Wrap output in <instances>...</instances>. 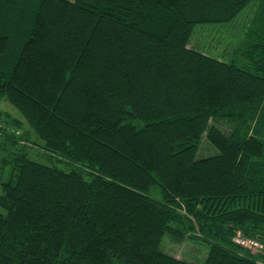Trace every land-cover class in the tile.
I'll list each match as a JSON object with an SVG mask.
<instances>
[{
  "label": "trees",
  "instance_id": "16d2710c",
  "mask_svg": "<svg viewBox=\"0 0 264 264\" xmlns=\"http://www.w3.org/2000/svg\"><path fill=\"white\" fill-rule=\"evenodd\" d=\"M3 97L0 264H264V0H0Z\"/></svg>",
  "mask_w": 264,
  "mask_h": 264
},
{
  "label": "rangeland",
  "instance_id": "374dc122",
  "mask_svg": "<svg viewBox=\"0 0 264 264\" xmlns=\"http://www.w3.org/2000/svg\"><path fill=\"white\" fill-rule=\"evenodd\" d=\"M0 110L8 113L10 116H17V117H20L23 120H25L24 116H22L19 109L17 107H15L5 97L0 99ZM24 125H26V122L24 123ZM33 157L36 158L37 160H40L41 162H44V163H47L50 165H57L66 171H70L74 168H77V169L81 168V167H78V165L75 163L58 160L57 157H55L52 161H49L44 157H37V156H33ZM2 179L3 178H1L0 181ZM0 210L2 212H4V210L1 207H0ZM237 235L244 237L241 233H238ZM258 243H260V242L258 241ZM260 244H262L264 246L263 243H260ZM165 247L169 252H172L173 254H175L179 258L180 257H186V258L191 259V260H196V257H197L196 250H198V246L196 244H192L188 241H185L183 243H176V242H173L172 240L168 239L165 243Z\"/></svg>",
  "mask_w": 264,
  "mask_h": 264
},
{
  "label": "built area",
  "instance_id": "2783aa9c",
  "mask_svg": "<svg viewBox=\"0 0 264 264\" xmlns=\"http://www.w3.org/2000/svg\"><path fill=\"white\" fill-rule=\"evenodd\" d=\"M236 240H237V242H239L243 245L252 247L254 249V251H258L261 249L264 250V246L255 240L247 239V238L239 236V235L236 237Z\"/></svg>",
  "mask_w": 264,
  "mask_h": 264
}]
</instances>
